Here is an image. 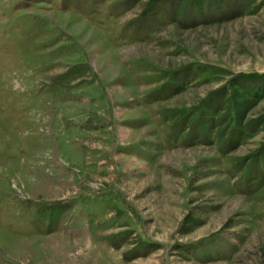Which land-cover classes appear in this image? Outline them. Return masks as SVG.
Returning a JSON list of instances; mask_svg holds the SVG:
<instances>
[{
  "label": "rangeland",
  "instance_id": "rangeland-1",
  "mask_svg": "<svg viewBox=\"0 0 264 264\" xmlns=\"http://www.w3.org/2000/svg\"><path fill=\"white\" fill-rule=\"evenodd\" d=\"M0 264H264V0H0Z\"/></svg>",
  "mask_w": 264,
  "mask_h": 264
}]
</instances>
